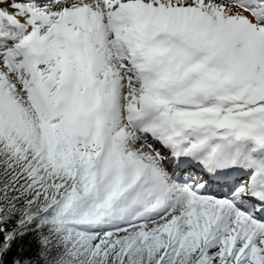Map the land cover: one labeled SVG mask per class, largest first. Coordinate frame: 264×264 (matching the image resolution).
<instances>
[{"label":"snow or ice","instance_id":"obj_1","mask_svg":"<svg viewBox=\"0 0 264 264\" xmlns=\"http://www.w3.org/2000/svg\"><path fill=\"white\" fill-rule=\"evenodd\" d=\"M0 264H264V0H0Z\"/></svg>","mask_w":264,"mask_h":264}]
</instances>
